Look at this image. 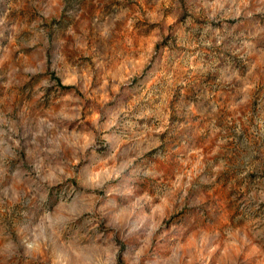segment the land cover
<instances>
[{"label":"rangeland","instance_id":"obj_1","mask_svg":"<svg viewBox=\"0 0 264 264\" xmlns=\"http://www.w3.org/2000/svg\"><path fill=\"white\" fill-rule=\"evenodd\" d=\"M0 264H264V0H0Z\"/></svg>","mask_w":264,"mask_h":264}]
</instances>
